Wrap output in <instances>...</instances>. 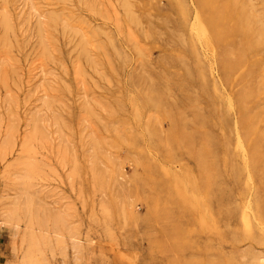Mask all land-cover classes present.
<instances>
[{"label": "rangeland", "instance_id": "374dc122", "mask_svg": "<svg viewBox=\"0 0 264 264\" xmlns=\"http://www.w3.org/2000/svg\"><path fill=\"white\" fill-rule=\"evenodd\" d=\"M246 1L264 22V0ZM199 13L197 0H0V264H24L32 233L37 264L264 256L241 79ZM254 59L264 130V50ZM177 227L194 246L181 256Z\"/></svg>", "mask_w": 264, "mask_h": 264}, {"label": "bare ground", "instance_id": "6f19581e", "mask_svg": "<svg viewBox=\"0 0 264 264\" xmlns=\"http://www.w3.org/2000/svg\"><path fill=\"white\" fill-rule=\"evenodd\" d=\"M197 1L200 7V13L199 16L197 14L198 20L196 23H198V21L201 22V25L203 23L204 26H202L201 30H205L207 42L220 48L222 53L221 68L226 79L231 80L235 74L239 73L242 84V88L238 94L241 124L244 128L245 139L249 140L248 146L251 153L252 165L255 168L254 175L260 176V173H264V130L260 128L261 120L254 112L256 108H251L248 105L250 102L255 101L261 90L255 82L257 63L254 57L261 54L262 50H264V22L259 19L257 15L259 13H256V10L249 4L250 1L249 3L246 0ZM126 12L128 13V11ZM201 25L199 26L201 27ZM260 195L262 194L260 193ZM262 209L263 201L259 200L257 203V211L262 212ZM9 215L13 216L14 212ZM30 231H32V229ZM33 234L35 233H32V235L30 234L31 236L29 235V247L24 254V264H37L34 257L37 241ZM175 234V251L178 255L181 256L184 250L194 249V246L189 243L188 240L184 241L182 239L179 227H177ZM247 234H252L250 228H248ZM193 262L192 260V262L189 261L186 264H193ZM250 264H264V256L257 257L256 260Z\"/></svg>", "mask_w": 264, "mask_h": 264}]
</instances>
